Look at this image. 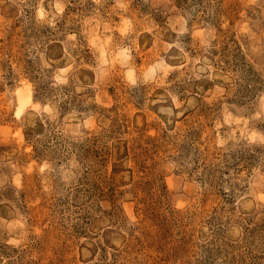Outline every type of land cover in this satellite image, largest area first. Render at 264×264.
I'll use <instances>...</instances> for the list:
<instances>
[{"label":"rangeland","instance_id":"1","mask_svg":"<svg viewBox=\"0 0 264 264\" xmlns=\"http://www.w3.org/2000/svg\"><path fill=\"white\" fill-rule=\"evenodd\" d=\"M0 264H264V0H0Z\"/></svg>","mask_w":264,"mask_h":264},{"label":"bare ground","instance_id":"2","mask_svg":"<svg viewBox=\"0 0 264 264\" xmlns=\"http://www.w3.org/2000/svg\"><path fill=\"white\" fill-rule=\"evenodd\" d=\"M23 94V93H22ZM19 98V97H18ZM20 100V99H19ZM25 100H27V98H25ZM20 102V101H19ZM25 103H27V102H25ZM22 105V104H21ZM26 105V104H25ZM23 106V105H22ZM20 107V106H19ZM21 110H22V107H20V109H19V111L18 112H21Z\"/></svg>","mask_w":264,"mask_h":264}]
</instances>
